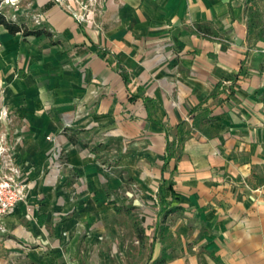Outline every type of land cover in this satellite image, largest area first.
<instances>
[{"label":"crops","instance_id":"0c3cea01","mask_svg":"<svg viewBox=\"0 0 264 264\" xmlns=\"http://www.w3.org/2000/svg\"><path fill=\"white\" fill-rule=\"evenodd\" d=\"M26 1L14 15L52 38L0 26V111L30 181L0 264H46L105 208L142 212L146 264H264V0H98L90 21Z\"/></svg>","mask_w":264,"mask_h":264},{"label":"rangeland","instance_id":"374dc122","mask_svg":"<svg viewBox=\"0 0 264 264\" xmlns=\"http://www.w3.org/2000/svg\"><path fill=\"white\" fill-rule=\"evenodd\" d=\"M61 1L67 8L70 6L73 11L80 14L95 9L99 3L98 0ZM26 2V0L3 1L1 10L8 17L18 20L19 18L14 15V10L19 5L25 7ZM35 25L39 24L35 22ZM3 111V109L0 111V136L5 135L7 147L16 149L17 144H22V139L18 141L13 137L10 113L6 110L7 114L3 115ZM19 147L21 148V146ZM19 159V163H21V154ZM112 162L113 160L110 158L100 156V170L103 173L110 171ZM58 163V169L66 165L62 159ZM22 174L26 179L23 171ZM27 183L30 181L27 180ZM108 196V200L104 202L106 206L113 202L109 193ZM86 212L89 215L87 218L83 217L80 222L76 221L73 226L67 227L66 231L63 232L66 235V241L48 242L47 248L44 250L45 253H37L45 257L46 264H146L149 262L150 247L142 249L137 238L138 229L144 227L140 225L143 222L142 212L132 208L129 211H122L120 216L115 217L108 208L98 211V217H93L91 211ZM126 212L127 214L129 212L128 217ZM144 228L148 229L147 226ZM59 251L60 253H58Z\"/></svg>","mask_w":264,"mask_h":264},{"label":"built area","instance_id":"2783aa9c","mask_svg":"<svg viewBox=\"0 0 264 264\" xmlns=\"http://www.w3.org/2000/svg\"><path fill=\"white\" fill-rule=\"evenodd\" d=\"M8 2V0H3ZM59 3H63L61 0H56ZM67 8V7H66ZM67 11L73 13L80 21H90L87 14L77 13L68 6ZM36 22L40 24V21L36 19ZM3 115L7 114V111L3 109ZM5 135L0 136V230L4 231L2 220L13 214L16 207L25 201L30 184L24 179L22 171L16 162L15 149L6 146ZM54 157L59 162L61 160V151L57 149L53 153Z\"/></svg>","mask_w":264,"mask_h":264},{"label":"trees","instance_id":"16d2710c","mask_svg":"<svg viewBox=\"0 0 264 264\" xmlns=\"http://www.w3.org/2000/svg\"><path fill=\"white\" fill-rule=\"evenodd\" d=\"M3 0H0V26L4 27L10 34L16 35L20 33L22 37L27 38L29 36L40 37L46 35L49 39L52 38V33L46 29L42 24L36 26H30L23 19L15 20L8 17L4 11L1 10ZM196 28L199 32L204 34L213 33L212 29L207 25L197 24ZM138 238H140V231L138 229Z\"/></svg>","mask_w":264,"mask_h":264}]
</instances>
